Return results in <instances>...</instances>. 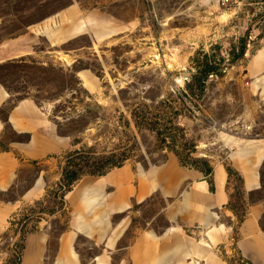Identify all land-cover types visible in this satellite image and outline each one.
I'll use <instances>...</instances> for the list:
<instances>
[{
    "label": "rangeland",
    "instance_id": "1",
    "mask_svg": "<svg viewBox=\"0 0 264 264\" xmlns=\"http://www.w3.org/2000/svg\"><path fill=\"white\" fill-rule=\"evenodd\" d=\"M72 6L103 13L110 35L96 40L89 33L55 45L41 37L31 44V55L0 64V84L17 99L52 106L50 119L59 135L71 139L66 153L26 165L18 185L0 192L1 201H13L38 177L44 187L42 198L24 206L0 232V264H18L21 231L42 225L50 226L51 237L45 262L53 263L69 217L65 200L62 209L56 199L62 193L57 184L66 157L85 144H97L101 152L136 138L134 156L124 166L138 174L170 160L190 170L204 169L208 161L222 164L233 170L228 191L240 214L246 195L232 164L255 148L250 158H263V188L249 200L264 199V0H233L227 6L212 0H0V41ZM207 66L218 69L204 75ZM81 72L92 76L93 89L84 85ZM9 139L25 138L10 134ZM165 206L155 195L117 215L114 222L131 220L119 248L146 232L159 234L168 225L159 215ZM77 249L82 264H94L103 251L84 237ZM220 256L245 264L235 251L220 250ZM124 259V252H117L110 264Z\"/></svg>",
    "mask_w": 264,
    "mask_h": 264
},
{
    "label": "crops",
    "instance_id": "2",
    "mask_svg": "<svg viewBox=\"0 0 264 264\" xmlns=\"http://www.w3.org/2000/svg\"><path fill=\"white\" fill-rule=\"evenodd\" d=\"M107 22L111 23L101 12L84 13L72 6L30 27L27 33L0 41V64L31 55V44L41 37L54 45L89 33L99 40L103 33V38L106 36ZM80 77L86 87L93 89L90 74L81 72ZM51 109L50 105L38 106L31 98L17 99L0 84V144L5 145L0 149V192L18 185L26 165L71 148V139L59 135L50 119ZM10 134L25 139H9ZM256 150L241 152V160L232 164L243 179L247 203V215L238 226L229 208V175L222 164L212 162L213 185L202 172L184 169L176 160L139 174L122 166L104 176L81 179L65 196L67 229L58 237V250L51 264H82L77 249L80 237L103 247L100 255L93 258L94 264H110L111 256L117 252L125 254L119 264H232L220 256V250L227 255L235 251L244 262L264 264V199L249 200L251 193L263 188V158L260 156V162L250 158ZM43 192L38 177L13 201L0 200V232L8 229L24 206L39 201ZM155 195L166 201L159 215L168 225L159 234L146 232L129 246L119 248L131 220L125 216L114 222V218ZM50 238V226L45 225L26 235L22 264H46Z\"/></svg>",
    "mask_w": 264,
    "mask_h": 264
},
{
    "label": "trees",
    "instance_id": "3",
    "mask_svg": "<svg viewBox=\"0 0 264 264\" xmlns=\"http://www.w3.org/2000/svg\"><path fill=\"white\" fill-rule=\"evenodd\" d=\"M218 68L216 66H207L203 71L202 74L207 75L211 72H215ZM159 116L157 117V120H159ZM176 129V128H175ZM161 134V133H159ZM133 139L131 138L129 140V143L126 145H117L113 149L108 151H96V145L94 146H88V144H85L82 148L74 151L73 153L69 154L66 159L65 165L62 168V174L60 182L57 184V187L62 193L56 197V199H59L62 205V209L64 206V199L67 193L72 191L75 184L83 179L84 177H100L108 174L112 170L116 168H120L124 166L125 162L129 159H131L134 156V144L132 145ZM79 142V141H76ZM163 151V148H159V151ZM154 151H151L153 153ZM180 157V155L178 154ZM181 158V157H180ZM182 162V166H186L185 163ZM191 167V166H190ZM193 167V166H192ZM195 170H198L202 172L206 177H211L213 173V167L211 163L208 161L206 163V167L204 169L193 167ZM228 175L231 176L233 170L228 168L227 169ZM242 180V178H241ZM243 182V181H242ZM210 184L213 185V181L210 179ZM253 193L250 194V196ZM231 196V195H230ZM229 208L233 211L235 216L237 217V226L241 224L244 220V218L247 215V211L244 210L242 214L239 213V211L232 207V198L229 203ZM53 214V211L50 212ZM237 226H234V232L237 233ZM37 229L32 230H22L21 234L22 237L20 239L22 243V253L19 259L16 261L18 264L22 263V256H23V250H24V240L26 235L30 233L36 232ZM236 238V237H235ZM245 264H251L250 262H245Z\"/></svg>",
    "mask_w": 264,
    "mask_h": 264
},
{
    "label": "built area",
    "instance_id": "4",
    "mask_svg": "<svg viewBox=\"0 0 264 264\" xmlns=\"http://www.w3.org/2000/svg\"><path fill=\"white\" fill-rule=\"evenodd\" d=\"M220 5L227 6L228 4H231L233 0H212Z\"/></svg>",
    "mask_w": 264,
    "mask_h": 264
},
{
    "label": "bare ground",
    "instance_id": "5",
    "mask_svg": "<svg viewBox=\"0 0 264 264\" xmlns=\"http://www.w3.org/2000/svg\"><path fill=\"white\" fill-rule=\"evenodd\" d=\"M105 34L106 35H108L109 33L108 32H105ZM103 36H104V33L100 36V38L102 39L103 38ZM86 84L88 85V86H90L91 87V85H90V83L89 82H86Z\"/></svg>",
    "mask_w": 264,
    "mask_h": 264
}]
</instances>
